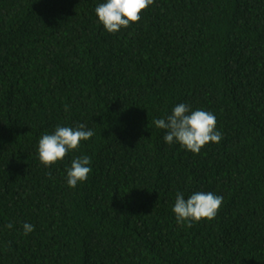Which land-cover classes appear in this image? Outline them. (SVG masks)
Wrapping results in <instances>:
<instances>
[{"label": "trees", "instance_id": "obj_1", "mask_svg": "<svg viewBox=\"0 0 264 264\" xmlns=\"http://www.w3.org/2000/svg\"><path fill=\"white\" fill-rule=\"evenodd\" d=\"M0 264H264V0H0Z\"/></svg>", "mask_w": 264, "mask_h": 264}]
</instances>
